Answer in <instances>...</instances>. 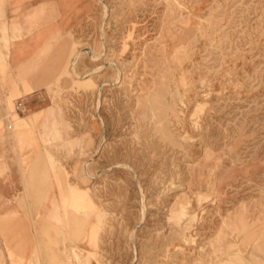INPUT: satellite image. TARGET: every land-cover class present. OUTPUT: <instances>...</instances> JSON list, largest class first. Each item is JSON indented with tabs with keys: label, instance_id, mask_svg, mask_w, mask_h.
Segmentation results:
<instances>
[{
	"label": "rangeland",
	"instance_id": "rangeland-1",
	"mask_svg": "<svg viewBox=\"0 0 264 264\" xmlns=\"http://www.w3.org/2000/svg\"><path fill=\"white\" fill-rule=\"evenodd\" d=\"M23 12L17 75L0 47V218L23 236L1 229L0 264H264V0Z\"/></svg>",
	"mask_w": 264,
	"mask_h": 264
},
{
	"label": "crops",
	"instance_id": "crops-1",
	"mask_svg": "<svg viewBox=\"0 0 264 264\" xmlns=\"http://www.w3.org/2000/svg\"><path fill=\"white\" fill-rule=\"evenodd\" d=\"M23 0H0V47L7 57V63L10 65L8 73H14L17 75V66L23 63ZM43 27V26H42ZM41 27V28H42ZM26 29V28H25ZM7 52V53H6ZM5 78L11 79L8 75H4ZM21 80V76H14ZM23 83L19 81V88L15 89L14 92L19 91L23 94ZM17 186H3L0 184V209L19 208L17 201L11 200L9 196L11 193L17 192ZM13 198V196H12ZM21 208V207H20ZM18 222H6L0 218V233L1 229L4 230L6 237L10 238L11 232L14 231L23 236V228L15 230V225ZM1 238V235H0ZM9 244L12 245L11 240ZM21 250H23V240L20 241ZM28 254V253H26ZM6 255V254H4Z\"/></svg>",
	"mask_w": 264,
	"mask_h": 264
},
{
	"label": "built area",
	"instance_id": "built-area-1",
	"mask_svg": "<svg viewBox=\"0 0 264 264\" xmlns=\"http://www.w3.org/2000/svg\"><path fill=\"white\" fill-rule=\"evenodd\" d=\"M15 105L18 111L23 112L25 110V105H23V101L20 98L15 99Z\"/></svg>",
	"mask_w": 264,
	"mask_h": 264
},
{
	"label": "bare ground",
	"instance_id": "bare-ground-1",
	"mask_svg": "<svg viewBox=\"0 0 264 264\" xmlns=\"http://www.w3.org/2000/svg\"><path fill=\"white\" fill-rule=\"evenodd\" d=\"M175 92V91H174Z\"/></svg>",
	"mask_w": 264,
	"mask_h": 264
}]
</instances>
